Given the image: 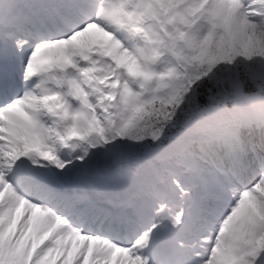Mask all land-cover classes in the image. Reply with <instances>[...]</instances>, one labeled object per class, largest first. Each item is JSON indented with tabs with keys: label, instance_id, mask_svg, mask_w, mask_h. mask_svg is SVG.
I'll return each instance as SVG.
<instances>
[{
	"label": "snow or ice",
	"instance_id": "snow-or-ice-1",
	"mask_svg": "<svg viewBox=\"0 0 264 264\" xmlns=\"http://www.w3.org/2000/svg\"><path fill=\"white\" fill-rule=\"evenodd\" d=\"M0 264H264V0H0Z\"/></svg>",
	"mask_w": 264,
	"mask_h": 264
}]
</instances>
